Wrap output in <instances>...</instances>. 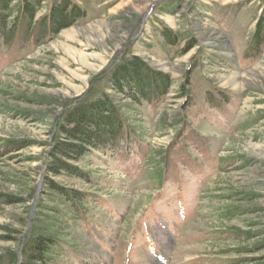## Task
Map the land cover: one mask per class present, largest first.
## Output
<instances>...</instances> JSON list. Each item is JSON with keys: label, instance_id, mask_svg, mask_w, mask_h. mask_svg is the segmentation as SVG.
Segmentation results:
<instances>
[{"label": "rangeland", "instance_id": "rangeland-1", "mask_svg": "<svg viewBox=\"0 0 264 264\" xmlns=\"http://www.w3.org/2000/svg\"><path fill=\"white\" fill-rule=\"evenodd\" d=\"M98 101L114 145L62 155ZM47 234L46 264H264V0L0 8V264Z\"/></svg>", "mask_w": 264, "mask_h": 264}, {"label": "trees", "instance_id": "trees-1", "mask_svg": "<svg viewBox=\"0 0 264 264\" xmlns=\"http://www.w3.org/2000/svg\"><path fill=\"white\" fill-rule=\"evenodd\" d=\"M9 0H0V8H5ZM31 15L33 14V7L27 5ZM58 20H56V17ZM54 18V22L57 26H64L69 22L71 17L68 14L63 13L61 10ZM139 64V63H138ZM120 72L116 74V81L119 86ZM119 75V76H118ZM126 76V74H125ZM125 78L124 76H122ZM136 81V87L140 90V96L149 97L150 92L147 90L148 81L144 79H133L130 83ZM67 124L72 125L70 128H66L65 132L69 135V138L74 140L73 143L61 144L57 150H60L62 155L69 157L71 152L79 153L80 157L88 153L91 148H109L113 146L118 135L122 130L124 124V117L118 113L116 108L108 102H92L86 106L74 108L69 112L67 116ZM61 168L75 172V168L68 165L67 162H60ZM57 165L48 166V171L58 172ZM52 187H55L53 183H50ZM57 187V186H56ZM59 191L67 198L80 197L78 194L58 187ZM58 239L55 235L47 234L41 236H34L29 240L28 248L26 250L27 256L21 262V264H46V261L51 259L53 253L56 252Z\"/></svg>", "mask_w": 264, "mask_h": 264}]
</instances>
